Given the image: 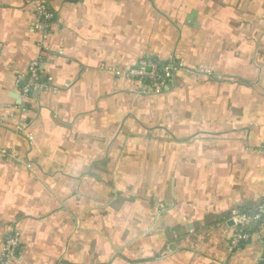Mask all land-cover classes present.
<instances>
[{
	"label": "crops",
	"instance_id": "0c3cea01",
	"mask_svg": "<svg viewBox=\"0 0 264 264\" xmlns=\"http://www.w3.org/2000/svg\"><path fill=\"white\" fill-rule=\"evenodd\" d=\"M38 1L0 0V264H262L264 0Z\"/></svg>",
	"mask_w": 264,
	"mask_h": 264
},
{
	"label": "built area",
	"instance_id": "2783aa9c",
	"mask_svg": "<svg viewBox=\"0 0 264 264\" xmlns=\"http://www.w3.org/2000/svg\"><path fill=\"white\" fill-rule=\"evenodd\" d=\"M36 12L37 17L43 21L44 28L46 29L45 31H47L52 26L56 17L55 12L50 8L47 0L38 1ZM183 68V64L175 59L169 62H162L161 60L151 57H142L132 65L126 67H116L114 73L118 78L130 80L138 79L148 84V88L151 86L154 91H160L169 85L173 74ZM26 77L27 81L22 88L25 96L47 87V83L45 82L42 74L41 63L37 59L30 63ZM236 216L242 217L246 219V221H249L252 217V215L248 213H236ZM246 225L247 224H244L240 231L235 233L230 238L228 246L230 252H235L243 245L244 242H247L251 238V231L244 229V226ZM260 240L264 245V238H260ZM19 247V237L17 235L9 236L6 240L4 248L6 255L16 256L18 254ZM258 260L264 264V252L258 256Z\"/></svg>",
	"mask_w": 264,
	"mask_h": 264
}]
</instances>
